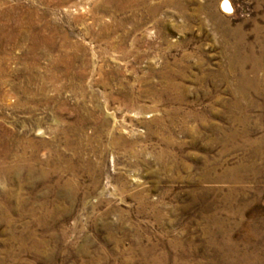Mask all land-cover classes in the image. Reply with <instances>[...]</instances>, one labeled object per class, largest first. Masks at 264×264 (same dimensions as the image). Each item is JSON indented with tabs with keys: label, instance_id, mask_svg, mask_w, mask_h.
I'll use <instances>...</instances> for the list:
<instances>
[{
	"label": "rangeland",
	"instance_id": "374dc122",
	"mask_svg": "<svg viewBox=\"0 0 264 264\" xmlns=\"http://www.w3.org/2000/svg\"><path fill=\"white\" fill-rule=\"evenodd\" d=\"M0 212V264H264V0H0Z\"/></svg>",
	"mask_w": 264,
	"mask_h": 264
},
{
	"label": "bare ground",
	"instance_id": "6f19581e",
	"mask_svg": "<svg viewBox=\"0 0 264 264\" xmlns=\"http://www.w3.org/2000/svg\"><path fill=\"white\" fill-rule=\"evenodd\" d=\"M135 98V97H134ZM135 100V99H134ZM137 103V102H136ZM119 139V138H118ZM118 139H117V141H118ZM116 141V140H115ZM115 145V144H114ZM118 145V144H117ZM122 147V146H121ZM131 151V150H130ZM132 153V152H131ZM7 173H9L8 171H7ZM9 180H11L10 178H9ZM13 181H15L14 179H13ZM14 186L15 187H18V185L17 184H14ZM4 220V214H2L1 212H0V221H3Z\"/></svg>",
	"mask_w": 264,
	"mask_h": 264
}]
</instances>
